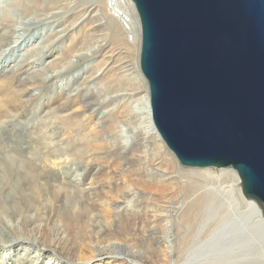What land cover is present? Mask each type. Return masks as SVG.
Here are the masks:
<instances>
[{
    "label": "bare ground",
    "instance_id": "1",
    "mask_svg": "<svg viewBox=\"0 0 264 264\" xmlns=\"http://www.w3.org/2000/svg\"><path fill=\"white\" fill-rule=\"evenodd\" d=\"M58 1L61 0L51 3L57 5ZM101 2L79 12L74 27L53 32V37H58L45 45L51 52L48 59L54 62L70 50L78 51L98 36L94 31L104 25L113 26L114 30L125 28L129 44H135L133 59L129 61L134 68L131 79L141 85L137 92H143L139 96L142 108L137 111L145 115L147 133L133 144L118 143V124L129 114V108L124 105V93L99 97L95 88L105 81L95 79L101 77L94 70L99 64L96 58L84 57L92 62L83 68L88 80L81 82L72 94L71 87L65 84L50 87L57 80L54 71L36 74L38 70L33 69L45 65L42 61L24 59L5 65L3 60L0 114L3 108L20 117L29 112L32 120L31 115L39 118L48 111L50 123L59 125L56 136L51 135L50 139L66 144V148L58 146L52 150L55 160L65 154L76 155L85 175L77 183L69 207H56L32 221L22 220V235L9 245L0 244V264H264L262 206L244 193L233 167L186 166L166 145L153 124L148 83L140 71L141 24L135 4L133 0H118L124 8L125 21L113 16L109 6L103 7L105 0ZM9 5L25 6L22 0H10ZM99 6L103 8L101 18ZM96 16L101 23L90 27L91 22L96 23ZM51 17L57 19L49 20ZM63 18V13L46 16L40 33L52 25L63 24ZM99 35L105 40L104 35ZM62 39L66 46L54 51ZM116 60L111 68L119 67ZM42 88L48 90L43 92V108L39 109L35 103ZM113 101L122 105L106 110ZM18 169L10 164L0 165V219L9 211L7 194L17 186L37 194L35 180L44 170L35 162L18 164ZM16 171L22 176L17 177ZM4 180L10 184L9 189ZM61 191L62 188L51 187L54 197ZM20 212L21 207L16 206L14 213ZM71 226L89 236L90 242L72 248L55 239L57 232ZM51 230L57 231L55 238L49 233L53 238L46 239ZM34 245L40 250H33Z\"/></svg>",
    "mask_w": 264,
    "mask_h": 264
},
{
    "label": "water",
    "instance_id": "2",
    "mask_svg": "<svg viewBox=\"0 0 264 264\" xmlns=\"http://www.w3.org/2000/svg\"><path fill=\"white\" fill-rule=\"evenodd\" d=\"M152 121L186 166L233 167L264 211V0H133Z\"/></svg>",
    "mask_w": 264,
    "mask_h": 264
},
{
    "label": "rangeland",
    "instance_id": "3",
    "mask_svg": "<svg viewBox=\"0 0 264 264\" xmlns=\"http://www.w3.org/2000/svg\"><path fill=\"white\" fill-rule=\"evenodd\" d=\"M22 1L28 9L25 6L14 8L9 5L10 0H0V32L3 33V36L0 37V66H2L3 60H6L5 65H12L16 60L24 59L35 60L36 62L42 61L45 65L33 69L38 70L36 74L45 73L48 75L54 71V73H57V80L50 87H61L65 84L67 88L71 87L69 92L72 94L74 89L80 86L81 82L88 80V75L83 68L92 64V62L87 61L84 57L96 58L99 64L94 70L101 77L95 79L105 81L102 85L95 88V90L100 92L99 97H112L119 93H124L125 95L122 94L124 101H126L124 105L129 108V114L118 124V136L116 138L118 143L130 145L136 140L143 138L148 130L145 115L140 113L142 104L139 102V98L143 95V92H137L140 90L141 85L131 79L134 68L129 61L133 59L135 44H129L131 41L127 38L128 33L125 28L124 30H121L122 28L114 30L113 26L108 28V25H104L103 28L94 31L98 36L89 39V42L84 43L78 51L70 50L67 54L58 56L54 62H50V59H48V55L51 52H48V46L45 45L51 44V41L53 42L58 37H53V32L61 28H70L71 25L74 27L79 12L93 5V3L100 5L102 3L101 0H61L62 3L58 1V4H61L60 8L58 4H52L51 0ZM106 3H109L108 0H105L103 7L108 9L109 4L107 5ZM97 9L101 18L103 8L99 6ZM51 13H63V24L52 25L41 34V27L46 21H44V18ZM55 18L51 17L49 20H56L57 18ZM97 18L98 16L94 18L96 23L94 21L91 22L93 26L90 25V27H97V23H101ZM6 26L7 28L4 30ZM101 29L102 31L99 32ZM99 34L104 35L105 40ZM57 44L58 47L55 46L54 51L62 49L64 44L66 46L65 39L60 40ZM126 49H128L129 53H127ZM116 59L119 60L116 63L119 67L111 68L113 60ZM125 61L127 62L124 63ZM125 64H129V66L124 67L126 66ZM105 67L111 69L109 70ZM48 88H42L41 92L38 93V100L35 105H38L39 109L43 108L41 97ZM141 102L143 101L141 100ZM93 105L90 104V107ZM120 105H122L120 101L116 103L113 101L111 108L109 107L106 110L112 109V107L117 108ZM2 110L3 112L1 111L0 114V165L5 164L7 166L10 164L11 167L18 169V164L24 166L29 162H35L44 170V173L35 180L37 194H33L29 189H24V186H17L13 193L11 192L6 196L9 211L0 219V244L9 245L24 232L23 219L32 221L39 216H46L49 210L56 207L61 209L69 207L71 205L70 198L74 196L75 187L78 186L77 183L80 182L85 172L83 164L76 158V155L65 154L55 160L52 150L58 146L66 148V144L60 142V139H50L49 136H56L54 132H57L56 127L59 125L50 123L47 119L48 111L39 118L31 115V120L29 112L26 113L27 115L20 117L14 111L10 113L5 108ZM38 155L42 157L39 158ZM53 161L57 162V166L55 163L52 164ZM44 166L48 167V170H45ZM19 171L24 175L23 171ZM20 172L16 171L15 175L21 177ZM24 176L30 180L29 176ZM4 182L7 183L5 180ZM52 186L62 188L58 197L52 195ZM7 188H10V184L7 185ZM16 206L21 207V212L17 215L14 213ZM55 232L57 231H48L45 238H55ZM49 233L53 237L48 235ZM55 239L68 247L77 248L81 247V244L90 242L91 238L84 233H80L78 227L71 226L60 233L57 232V238ZM73 242H75V246H71ZM32 249L35 251L36 249L40 250L36 245Z\"/></svg>",
    "mask_w": 264,
    "mask_h": 264
},
{
    "label": "built area",
    "instance_id": "4",
    "mask_svg": "<svg viewBox=\"0 0 264 264\" xmlns=\"http://www.w3.org/2000/svg\"><path fill=\"white\" fill-rule=\"evenodd\" d=\"M108 2H109L110 13L113 16H116L117 18H121V20L124 19L126 21L127 17L125 16V13L123 11L124 8H121L122 6H121V4H119L120 2H118V0H108ZM128 23H126V24L128 25Z\"/></svg>",
    "mask_w": 264,
    "mask_h": 264
}]
</instances>
